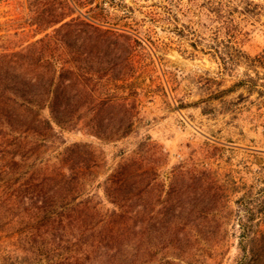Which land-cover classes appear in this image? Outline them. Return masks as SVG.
<instances>
[{"label":"rangeland","instance_id":"1","mask_svg":"<svg viewBox=\"0 0 264 264\" xmlns=\"http://www.w3.org/2000/svg\"><path fill=\"white\" fill-rule=\"evenodd\" d=\"M100 14L105 28L135 30L140 41L144 72L119 83L136 100L133 131L101 143L56 129L45 145L33 140L37 151L7 148L0 136V264H264V0L13 2L0 8V75L31 76L35 42ZM55 17L64 20L47 24ZM228 32L238 45L227 43ZM60 53L70 59L65 47ZM74 144L90 146L96 163L61 189L52 171ZM140 157L157 178L142 216L123 217L104 186ZM41 183L66 197L42 207Z\"/></svg>","mask_w":264,"mask_h":264},{"label":"trees","instance_id":"2","mask_svg":"<svg viewBox=\"0 0 264 264\" xmlns=\"http://www.w3.org/2000/svg\"><path fill=\"white\" fill-rule=\"evenodd\" d=\"M100 10L103 12L104 8ZM63 20L64 17H55L47 24ZM94 20L95 23L72 19L62 23L54 34L35 42L29 49L26 71L31 76L14 71L0 75V136L7 148L37 151L40 146L36 141L45 145L54 138L56 129L82 131L101 143H115L132 133L136 100L133 95V99L125 95L119 83L136 80L144 72L145 68L135 60L140 44L137 32H127L115 25L105 28L109 22L103 14ZM225 39L234 46L240 43L231 32ZM64 47L70 56L68 60H63L60 53ZM232 60L238 63L236 58ZM242 85L239 81L221 90L218 98L222 101ZM66 154L65 166L59 172L52 171L59 177L58 184L62 182L61 189L69 184L68 178L92 173L96 163L94 152L86 144H74L66 149ZM143 161L140 157L120 164L108 178L110 183L107 180L104 186L105 197L118 206V214L123 217L142 216L141 201L156 181V170ZM40 185L36 202L42 207L66 197L64 190H43V183ZM129 203H136V207L128 209ZM103 215L109 219L116 212Z\"/></svg>","mask_w":264,"mask_h":264},{"label":"built area","instance_id":"3","mask_svg":"<svg viewBox=\"0 0 264 264\" xmlns=\"http://www.w3.org/2000/svg\"><path fill=\"white\" fill-rule=\"evenodd\" d=\"M25 0H0V8H4L13 2H23Z\"/></svg>","mask_w":264,"mask_h":264}]
</instances>
